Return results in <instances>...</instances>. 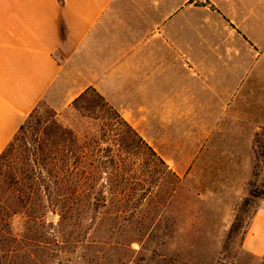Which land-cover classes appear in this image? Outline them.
<instances>
[{
  "label": "crops",
  "instance_id": "obj_1",
  "mask_svg": "<svg viewBox=\"0 0 264 264\" xmlns=\"http://www.w3.org/2000/svg\"><path fill=\"white\" fill-rule=\"evenodd\" d=\"M194 2L0 0V155L40 103L88 89L159 127L251 143L264 128V43L246 39L240 10ZM243 244L264 256V206Z\"/></svg>",
  "mask_w": 264,
  "mask_h": 264
},
{
  "label": "rangeland",
  "instance_id": "obj_2",
  "mask_svg": "<svg viewBox=\"0 0 264 264\" xmlns=\"http://www.w3.org/2000/svg\"><path fill=\"white\" fill-rule=\"evenodd\" d=\"M194 1L209 9L240 10L232 17L251 26L246 39L264 43V0ZM72 98L40 103L25 137L35 139L37 122L52 120L80 139L93 133L97 124L73 109ZM110 106L128 117L180 181L163 168L130 174L127 183L103 174L85 187L95 191L93 197L102 192V201L86 203L71 219L62 220L37 200L31 217L0 212V264H264V256L250 254L243 244L254 214L264 206V159L257 161L253 147L264 128L251 143L240 136L205 137L203 128L193 129L201 136H190L187 129L156 126L148 112Z\"/></svg>",
  "mask_w": 264,
  "mask_h": 264
},
{
  "label": "trees",
  "instance_id": "obj_3",
  "mask_svg": "<svg viewBox=\"0 0 264 264\" xmlns=\"http://www.w3.org/2000/svg\"><path fill=\"white\" fill-rule=\"evenodd\" d=\"M72 107L81 117L97 124L93 133L80 139L72 129L55 120L38 121L35 130L38 136L27 139L25 132L36 114L35 109L1 153L2 215L31 217L35 215L32 205L37 200L46 204L47 211L59 213L62 220L71 219L84 210L86 203L102 201V192H97L98 198L93 197L95 191L85 187L103 174L127 183L130 174L163 168L180 181L138 132L94 89L76 98ZM253 147L257 161L264 159V131L255 135ZM248 200L244 201L243 208L249 205Z\"/></svg>",
  "mask_w": 264,
  "mask_h": 264
},
{
  "label": "built area",
  "instance_id": "obj_4",
  "mask_svg": "<svg viewBox=\"0 0 264 264\" xmlns=\"http://www.w3.org/2000/svg\"><path fill=\"white\" fill-rule=\"evenodd\" d=\"M202 3H205V0H202Z\"/></svg>",
  "mask_w": 264,
  "mask_h": 264
}]
</instances>
